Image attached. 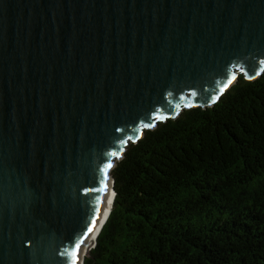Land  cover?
I'll use <instances>...</instances> for the list:
<instances>
[{
    "label": "water",
    "instance_id": "obj_1",
    "mask_svg": "<svg viewBox=\"0 0 264 264\" xmlns=\"http://www.w3.org/2000/svg\"><path fill=\"white\" fill-rule=\"evenodd\" d=\"M263 72L264 0H0V264H83L128 145Z\"/></svg>",
    "mask_w": 264,
    "mask_h": 264
},
{
    "label": "trees",
    "instance_id": "obj_2",
    "mask_svg": "<svg viewBox=\"0 0 264 264\" xmlns=\"http://www.w3.org/2000/svg\"><path fill=\"white\" fill-rule=\"evenodd\" d=\"M83 264H264V72L131 142Z\"/></svg>",
    "mask_w": 264,
    "mask_h": 264
},
{
    "label": "bare ground",
    "instance_id": "obj_3",
    "mask_svg": "<svg viewBox=\"0 0 264 264\" xmlns=\"http://www.w3.org/2000/svg\"><path fill=\"white\" fill-rule=\"evenodd\" d=\"M112 196H113V192H112ZM111 200H112V199H111ZM110 206H111V201H110V203L108 204V206H107V208H106V211H105V214H104V216H103L101 222L99 223L98 227H97L96 230L94 231L93 235L89 238V240H88V241L85 243V245L83 246V249H82V254H83V255H84V254H87V253L90 251V248L93 247V244H94V242H95V240H96V238H97V237H96L97 232H98V230H99V228H100V226H101V224H102V222H103V219L105 218L106 213L108 212ZM79 264H80V262H79Z\"/></svg>",
    "mask_w": 264,
    "mask_h": 264
},
{
    "label": "snow or ice",
    "instance_id": "obj_4",
    "mask_svg": "<svg viewBox=\"0 0 264 264\" xmlns=\"http://www.w3.org/2000/svg\"><path fill=\"white\" fill-rule=\"evenodd\" d=\"M146 126H150V125H146ZM89 231H91V229H89ZM77 247H79V245H77ZM73 264H75V259L73 261Z\"/></svg>",
    "mask_w": 264,
    "mask_h": 264
},
{
    "label": "rangeland",
    "instance_id": "obj_5",
    "mask_svg": "<svg viewBox=\"0 0 264 264\" xmlns=\"http://www.w3.org/2000/svg\"><path fill=\"white\" fill-rule=\"evenodd\" d=\"M88 254V253H87Z\"/></svg>",
    "mask_w": 264,
    "mask_h": 264
}]
</instances>
